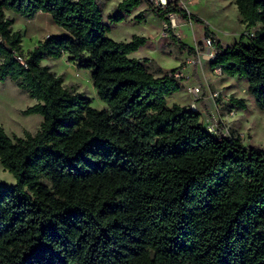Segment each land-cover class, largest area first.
Here are the masks:
<instances>
[{"label": "trees", "instance_id": "16d2710c", "mask_svg": "<svg viewBox=\"0 0 264 264\" xmlns=\"http://www.w3.org/2000/svg\"><path fill=\"white\" fill-rule=\"evenodd\" d=\"M143 1H119L109 21ZM234 4L246 27H261L227 46L176 3L147 9L162 22L178 12L202 25L215 49L209 67L245 80L264 110V0ZM7 11L47 13L64 33L25 53ZM109 32L96 0H0V83L12 81L36 101L24 113L42 116L22 137L0 124V164L15 179L0 183V264H264V149L233 133L218 138L198 110L168 106L183 78L129 57L144 36L118 42ZM63 55L90 71L106 109L42 64ZM229 101L246 108L242 98Z\"/></svg>", "mask_w": 264, "mask_h": 264}, {"label": "rangeland", "instance_id": "374dc122", "mask_svg": "<svg viewBox=\"0 0 264 264\" xmlns=\"http://www.w3.org/2000/svg\"><path fill=\"white\" fill-rule=\"evenodd\" d=\"M96 1L101 9L103 22L110 27L108 36L111 39L118 42H128L133 35L148 37L149 43L142 47L140 51L130 55V57L150 56L149 67L151 69L157 67V64L162 67L175 65L174 68H182L181 78L189 82L186 85L187 93L181 91L179 94H174L168 100V104L172 105L173 101H176L179 96L186 100H191V104L192 96L187 90L188 87L194 84L201 86L202 95L198 98L196 104L199 102L202 106L200 111L201 123L205 126V120L212 118L204 105L205 100L211 98L209 91L212 90L210 87V83H212L214 89L221 90L229 98H242L246 104V108L243 110L233 106L237 112L227 118L228 133L238 136L243 145L247 147L264 149V110L259 109L255 105L253 97L247 91V82L245 80L237 77H227L223 74H214L213 69L209 67L211 60L202 57L206 51L203 40L206 35H204L202 25L186 19L183 25L172 30L176 37L195 50L196 55L193 56L176 47L173 40L169 37V33L163 29L162 21L147 9L148 0H144L140 7L121 22L109 21V17L116 13L115 7L120 0ZM174 2L188 12L201 17L208 24L210 31L214 35L216 34L214 32H217L223 36L226 31H230L232 34L237 28V31L241 34L249 36L251 34L254 35L261 27L260 23L253 27H246L237 11L234 0H174ZM140 11L144 12L143 20L138 22L134 16ZM6 15L14 21L13 30H18L22 34L21 44L25 53L32 50L45 37L46 33L54 35L58 33V29L60 30V27L53 23L47 13L35 16L33 19H26L10 11H7ZM244 41L247 42V39L245 38ZM188 57H193L195 63L192 65L187 64L186 59ZM42 64L48 65L56 75L62 76L65 87L73 88L75 91L82 92L88 96L92 107L106 109L105 103L96 95L89 70L78 68L73 63L68 62L66 55L57 59L45 58ZM35 103L34 99L18 89L12 81L6 80L0 83V124L10 137H22L26 132L34 133L38 130L42 116L36 113H24V110ZM229 106H231L230 103L221 104L215 109V115L224 116ZM0 183L7 185L15 183L14 177L1 164Z\"/></svg>", "mask_w": 264, "mask_h": 264}, {"label": "built area", "instance_id": "2783aa9c", "mask_svg": "<svg viewBox=\"0 0 264 264\" xmlns=\"http://www.w3.org/2000/svg\"><path fill=\"white\" fill-rule=\"evenodd\" d=\"M148 2L159 8H164L169 3H175L174 0H148ZM166 20L162 22L163 29L166 31L170 29L171 31L175 28H178L179 26L183 25L186 22V19L178 12H168L165 14ZM253 36L252 34L248 37ZM205 42V48L206 51L202 55V57H206L210 60H212L215 56V49L213 45V40L210 37H204L203 38ZM186 63L189 65H192L195 63V60L193 57H188L186 59ZM214 74L216 75H222L221 69L219 67H215L213 69ZM182 68H172L167 71H165V75L168 77H175V78H181L182 77ZM188 92L192 96V103L190 104V109L197 110L196 108V101L198 98L202 95V89L199 85H191L188 87ZM209 96L214 100L215 108L217 109L221 104H228L229 103V97L221 92V90H216L212 88V90L209 91ZM236 109L233 106H229L228 110L226 111V114L224 116L220 114H216L212 116L211 119L205 120V128L212 134L216 135L218 138L221 137H228L230 133H228V124H227V118L233 116L235 114Z\"/></svg>", "mask_w": 264, "mask_h": 264}, {"label": "crops", "instance_id": "0c3cea01", "mask_svg": "<svg viewBox=\"0 0 264 264\" xmlns=\"http://www.w3.org/2000/svg\"><path fill=\"white\" fill-rule=\"evenodd\" d=\"M121 1V0H120ZM140 7V6H139ZM137 9V8H136ZM134 11V10H133ZM132 14V13H131ZM130 14V15H131ZM40 15H43V13L42 12H39L36 16H40ZM130 15H125V18L126 17H129ZM154 19H156L158 22H159V20L157 19V18H155L154 17ZM58 33L57 34H60V33H64V30L62 29V28H60V30L58 29V31H57ZM214 33H216L215 35H216V37H217V39L220 41V43H221V45L222 46H227V45H230V44H233V43H235L236 41H238L239 40V38H240V36H241V33L239 32V31H237V28L235 29V32H233L232 34L230 33V31L228 32V31H226L225 32V35H223V36H221V35H219L217 32H214ZM48 35H50L49 33H46V35H45V37H47ZM44 37V38H45ZM145 38H146V43L143 45V46H141L137 51H135V52H133L134 54L136 53V52H138V51H140V49L142 48V47H144V46H146L148 43H149V39H148V37L147 36H144ZM43 38V39H44ZM42 39V40H43ZM38 44V43H37ZM37 44H36V46H37ZM133 53H131L130 55H132ZM130 55H129V57H130ZM150 56H147V55H143V56H141V57H134V58H149ZM149 59H151V58H149ZM157 67H159V68H161L162 69V71L164 72V71H167V70H169V69H172V68H174L175 67V65H173V66H169V67H162V66H160V65H158L157 64ZM157 67H155V68H157ZM155 68L154 69H152V70H155ZM159 75V73H156V76H158ZM232 78H235V77H232ZM181 89L178 91V92H175V93H173L171 96H169L167 99H166V104L168 105V106H171L170 104H168V100L170 99V98H172L173 97V95L175 94H179V93H181V91H184V93H187V91H186V85H188L189 84V82L188 81H182L181 83ZM210 87L211 88H213L214 87V85L212 84V83H210ZM211 99V98H210ZM206 99L205 100V102H204V105L206 106V110L208 111V113L211 115V116H214L215 115V103H214V100L213 99ZM190 102H191V100H186V99H184L183 97H181V96H179L178 97V99H176V101H173V104H177V105H179V106H181V107H184V108H188L189 109V104H190ZM172 104V105H173ZM201 105H200V103L198 102L197 104H196V108H197V110L200 112L201 111ZM201 113V112H200ZM200 121H201V118H200ZM203 126H204V124H203ZM205 127V126H204Z\"/></svg>", "mask_w": 264, "mask_h": 264}]
</instances>
